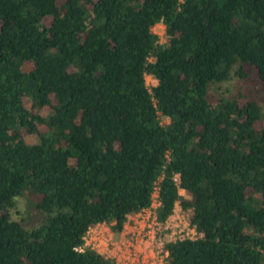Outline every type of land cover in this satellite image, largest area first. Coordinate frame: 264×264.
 Returning a JSON list of instances; mask_svg holds the SVG:
<instances>
[{
    "label": "trees",
    "instance_id": "1",
    "mask_svg": "<svg viewBox=\"0 0 264 264\" xmlns=\"http://www.w3.org/2000/svg\"><path fill=\"white\" fill-rule=\"evenodd\" d=\"M0 22V264H116L86 236L155 194L202 235L168 264H264V107L219 90L264 95V0H0Z\"/></svg>",
    "mask_w": 264,
    "mask_h": 264
},
{
    "label": "rangeland",
    "instance_id": "2",
    "mask_svg": "<svg viewBox=\"0 0 264 264\" xmlns=\"http://www.w3.org/2000/svg\"><path fill=\"white\" fill-rule=\"evenodd\" d=\"M50 22L49 19L47 24ZM164 31L163 25H156L153 28V32L160 37L161 42H165ZM251 78H254V75L249 80L233 78L219 90L220 92L229 90L236 94L243 92L245 87H250L251 95L254 96L253 100L259 101L264 107L262 87ZM146 82L149 87L156 86L158 83L152 76H147ZM168 122L167 119L162 118L163 124ZM37 139L36 135L27 137V141L31 144L36 143ZM181 195H184L182 190ZM37 202V198L31 195L19 197L16 207L10 211L11 216L26 228L34 227L42 218V214L36 209ZM157 207V194H155L152 208L129 217L128 226L124 227L121 233L113 232L107 225H99L89 231L85 238V246L113 259L116 264H168L167 253L163 252L167 242L185 238L195 239L202 235H199L191 225V211H184L179 203L176 205L174 214L164 224L156 220Z\"/></svg>",
    "mask_w": 264,
    "mask_h": 264
},
{
    "label": "crops",
    "instance_id": "3",
    "mask_svg": "<svg viewBox=\"0 0 264 264\" xmlns=\"http://www.w3.org/2000/svg\"><path fill=\"white\" fill-rule=\"evenodd\" d=\"M127 226H128V223H126L125 227H127Z\"/></svg>",
    "mask_w": 264,
    "mask_h": 264
}]
</instances>
